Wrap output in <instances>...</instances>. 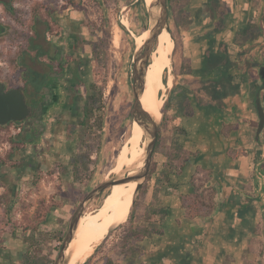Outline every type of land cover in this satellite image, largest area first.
Here are the masks:
<instances>
[{
	"label": "crops",
	"instance_id": "0c3cea01",
	"mask_svg": "<svg viewBox=\"0 0 264 264\" xmlns=\"http://www.w3.org/2000/svg\"><path fill=\"white\" fill-rule=\"evenodd\" d=\"M168 10L184 95L143 201L146 212L167 214L168 227L143 245L169 248L159 264H173L177 252L190 254L188 264H264V128L257 135L255 105L264 0H175Z\"/></svg>",
	"mask_w": 264,
	"mask_h": 264
},
{
	"label": "rangeland",
	"instance_id": "374dc122",
	"mask_svg": "<svg viewBox=\"0 0 264 264\" xmlns=\"http://www.w3.org/2000/svg\"><path fill=\"white\" fill-rule=\"evenodd\" d=\"M168 6L170 10L173 9L169 1ZM35 8H39V0H28L20 12L13 11L11 15L5 12L11 29L8 33L0 34V77L8 81L9 87L23 83V67L17 64L16 59L27 45L26 37L30 35L27 25L33 20ZM63 14L67 19L79 22L83 38L84 85L81 98L76 105V113L66 119L69 123L62 126L55 140L39 158L13 152L10 139L16 134V126L0 128V264H22L29 253L39 249L40 255L55 259L62 243L59 237L64 238L71 215L80 202L78 198L84 197L104 178L115 173L111 169L118 163L117 156L129 136L133 102L131 72L136 50L132 31L138 34L149 26L145 4L139 0H64ZM19 17L23 18V23ZM121 18H126L129 23L124 25ZM168 22L175 42L171 54L174 81L177 79L178 46L171 13ZM22 29L25 33H21ZM115 33H120L117 46L113 44ZM95 49L100 53L99 60ZM94 69H100L105 77L99 101L103 106L97 110L103 116L100 141L96 136L98 130L84 135V128L78 125L83 118L88 96L92 93L89 85L94 79ZM171 87L164 90L162 108L166 111V120L162 122V117L159 119L160 144L152 154L150 182L157 177L163 154L174 132ZM74 168L81 173L92 170L91 177L82 183L75 181ZM147 185L148 179H145L136 196L134 221L141 220L147 214L143 202ZM109 188L88 203L83 215L99 207ZM119 234L121 229L116 225L94 246L92 253L104 240L105 250L117 241Z\"/></svg>",
	"mask_w": 264,
	"mask_h": 264
},
{
	"label": "flooded vegetation",
	"instance_id": "af4514ba",
	"mask_svg": "<svg viewBox=\"0 0 264 264\" xmlns=\"http://www.w3.org/2000/svg\"><path fill=\"white\" fill-rule=\"evenodd\" d=\"M27 2L0 0V26L4 29L0 34L8 33L11 29L6 13L20 12ZM63 8L64 0H39V8H35L33 20L27 25L30 34L26 37L27 45L31 42L35 46L28 54L25 51L27 45L19 52L18 56L24 58L28 68H24L20 60L17 61L23 67V83L13 87L22 88L32 114L0 125V128L10 125L17 127L14 136L19 143L13 148L14 153L41 157L62 126L69 123L66 119L76 113L84 85V44L79 22L67 19ZM18 19L23 23L22 17ZM21 33H25V30L22 29ZM0 82L5 84L4 90L13 88L2 77Z\"/></svg>",
	"mask_w": 264,
	"mask_h": 264
},
{
	"label": "bare ground",
	"instance_id": "6f19581e",
	"mask_svg": "<svg viewBox=\"0 0 264 264\" xmlns=\"http://www.w3.org/2000/svg\"><path fill=\"white\" fill-rule=\"evenodd\" d=\"M150 1L152 0H144L145 6ZM121 22L124 25L129 23L126 18H123ZM119 34L115 33L113 36L115 46L119 44ZM132 34L136 47L139 48L148 37L149 31L143 30L138 34L132 31ZM174 45L172 35L164 28L157 37L145 71V84L140 103L156 121L162 117L164 90L173 86L171 54ZM144 154V131L135 120H132L128 139L122 145L121 152L117 156L118 163L111 172L118 173L128 168L129 174L134 173L143 165ZM135 186V181L113 184L104 194L99 207L88 215H82L74 237L66 250L67 264L84 262L92 253L94 246L106 237L110 229L127 221Z\"/></svg>",
	"mask_w": 264,
	"mask_h": 264
},
{
	"label": "water",
	"instance_id": "95a60500",
	"mask_svg": "<svg viewBox=\"0 0 264 264\" xmlns=\"http://www.w3.org/2000/svg\"><path fill=\"white\" fill-rule=\"evenodd\" d=\"M146 8L149 16V26L145 30L149 31V35L139 48L136 47L133 54L131 72L133 91L131 111L132 120H135L142 127L145 134V154L143 165L132 174H129L128 168H124L118 173L115 172L112 175L107 176L84 195L71 215L67 231L53 264L68 263V254H66V250L74 237L79 220L83 213H85V209L90 201L101 195L113 184L135 181L136 186L131 200V207L129 210L130 213L136 200V196L141 189L143 182L147 178L152 161V154L158 138L160 120L156 121L143 108L140 103V97L144 89L146 67L148 65L149 57L156 45L157 37L164 28L170 32V26L168 22V0H152L148 5H146ZM3 30V27L0 26V32ZM258 74L262 79V85L255 99V105L259 116L257 135H259L264 128V107L261 102L262 97H264V65L259 67ZM4 89L5 84L0 82V125H4L10 120H21L32 114L30 106L26 103V97L22 88L13 87L8 90ZM112 230L113 228L110 229L108 233Z\"/></svg>",
	"mask_w": 264,
	"mask_h": 264
},
{
	"label": "trees",
	"instance_id": "16d2710c",
	"mask_svg": "<svg viewBox=\"0 0 264 264\" xmlns=\"http://www.w3.org/2000/svg\"><path fill=\"white\" fill-rule=\"evenodd\" d=\"M169 2L174 3L175 0H168ZM142 4H144V0H139ZM176 45H178V39L175 35ZM35 44L29 42L25 51L26 54L29 52L31 48H34ZM37 46V45H36ZM95 55L97 60L100 58V53L95 49ZM17 61L20 60L21 64L24 68H28V64L25 62L23 57H17ZM231 64V63H230ZM261 65H264L263 62L257 63L256 68L258 69ZM93 81L90 83L89 88L92 93L88 96L87 103L84 107L83 118L79 120L78 125L84 128L83 134L86 135L90 131L98 130L99 133L96 135L100 141L101 138V130L103 128V116L97 113V110H101V94H102V86L104 85L105 77L103 72L100 69H94L93 72ZM171 100H172V113L178 114L180 110V104L183 99L184 92H178L176 85V78L173 81V86L171 87ZM168 101L165 102V105ZM166 120V111L162 108V122ZM160 134L161 127L158 131V138L155 145L154 152L157 151V148L160 144ZM13 148H16V145L19 141L15 136L11 137ZM262 159V158H261ZM77 162L78 159H75ZM74 161V162H75ZM73 164V163H72ZM76 167V166H74ZM77 168V167H76ZM74 168L73 175L75 181L82 183L86 179H89L92 174V170L88 173H81L79 170ZM152 165L150 166L148 175L146 179H149L153 173ZM83 196L78 198V201H81ZM136 200L133 204V207L129 213V217L125 223H121L118 225V228L121 229V234L118 235V239L116 242H113L111 245L105 247V240L95 249L90 257L81 264H159L165 256L168 254V247L159 248L158 250L149 249L143 245V241L152 238L154 235L162 236L164 234V229L168 227V223L166 222L167 214L158 215V211L156 209H149L147 214L145 215L143 220L134 221L133 219V211L136 205ZM11 206V205H10ZM160 239L158 237L155 240V244ZM63 236L59 237V242H62ZM154 240V239H153ZM169 245V244H168ZM170 246V245H169ZM1 248V247H0ZM103 250V251H102ZM100 253V255H99ZM170 259H173L175 262L173 264H188L190 260V254L188 252H184L182 254L175 253L171 254ZM2 258V251L0 250V259ZM54 259H49L40 255V249L35 250L33 253H29L23 260L22 264H53Z\"/></svg>",
	"mask_w": 264,
	"mask_h": 264
}]
</instances>
